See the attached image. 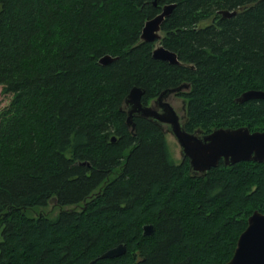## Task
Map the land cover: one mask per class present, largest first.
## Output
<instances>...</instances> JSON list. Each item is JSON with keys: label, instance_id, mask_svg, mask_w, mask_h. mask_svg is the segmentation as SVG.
I'll list each match as a JSON object with an SVG mask.
<instances>
[{"label": "trees", "instance_id": "16d2710c", "mask_svg": "<svg viewBox=\"0 0 264 264\" xmlns=\"http://www.w3.org/2000/svg\"><path fill=\"white\" fill-rule=\"evenodd\" d=\"M154 2L0 0V264H227L264 214V164L193 176L154 123L131 133L124 104L135 87L149 105L189 84L187 132L264 131V101L236 103L264 91V0ZM171 4L159 42L177 66L141 41ZM53 199L58 217L31 216Z\"/></svg>", "mask_w": 264, "mask_h": 264}, {"label": "water", "instance_id": "95a60500", "mask_svg": "<svg viewBox=\"0 0 264 264\" xmlns=\"http://www.w3.org/2000/svg\"><path fill=\"white\" fill-rule=\"evenodd\" d=\"M156 0L154 6H156ZM175 4L166 5L162 12L148 20L142 30L141 41L156 43L161 41V28L165 20L171 15ZM223 19H230L237 12L222 11ZM153 58L171 65H180L177 55L164 46H157ZM118 58L103 57L99 63L107 66ZM190 89L189 84H183L175 89L165 90L151 105L143 103L144 90L133 88L124 101L127 114L126 126L134 134L136 118L154 123L165 134L169 133L181 148V156L189 160L190 173L193 176L205 177L222 162L226 167H232L243 162L264 164V131L252 132L248 128L216 129L212 133L203 135L201 131L187 132L183 121L185 117L178 114L168 101L170 96L178 95ZM264 101V91L250 90L236 99V103L243 105L250 101ZM116 141L115 138L112 140ZM56 199L51 204H56ZM153 233V226L144 227V236ZM127 251L126 245H119L107 251L100 259H114L123 256ZM227 264H264V214L256 211L248 220L246 230L238 239L233 258Z\"/></svg>", "mask_w": 264, "mask_h": 264}, {"label": "rangeland", "instance_id": "374dc122", "mask_svg": "<svg viewBox=\"0 0 264 264\" xmlns=\"http://www.w3.org/2000/svg\"><path fill=\"white\" fill-rule=\"evenodd\" d=\"M161 36H164V34L162 33ZM160 45H161L160 42L156 43L155 48L157 46H160ZM10 100H11L10 98L4 96L1 93V89H0V110L5 108L7 105H9ZM154 101H151L149 103V105L153 104ZM168 101H170V104L176 109V111L178 112V114L180 116H182V117L185 116L187 103H186L185 98L183 96L172 95V96H170V99ZM166 139H167V142L169 144V147H170V150L173 154L174 159L176 160V162L180 163L182 161L180 146L178 145V143L176 142V140L173 138V136L171 134L167 133ZM60 211H61V209L59 207H57L54 204H50L46 209L32 210L31 216H34L35 218H37L40 215H45L49 219H55L60 214Z\"/></svg>", "mask_w": 264, "mask_h": 264}, {"label": "flooded vegetation", "instance_id": "af4514ba", "mask_svg": "<svg viewBox=\"0 0 264 264\" xmlns=\"http://www.w3.org/2000/svg\"><path fill=\"white\" fill-rule=\"evenodd\" d=\"M170 102V101H169ZM184 117H186V111H185V116ZM186 119V118H185ZM204 135V134H203ZM185 159L182 157V161H184Z\"/></svg>", "mask_w": 264, "mask_h": 264}]
</instances>
